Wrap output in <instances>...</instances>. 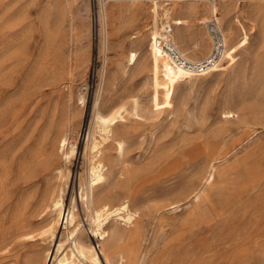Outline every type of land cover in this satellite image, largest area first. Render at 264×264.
Listing matches in <instances>:
<instances>
[{"label": "rangeland", "instance_id": "rangeland-1", "mask_svg": "<svg viewBox=\"0 0 264 264\" xmlns=\"http://www.w3.org/2000/svg\"><path fill=\"white\" fill-rule=\"evenodd\" d=\"M102 1L0 0V173L9 165L12 181H17L20 161L43 143L58 157L62 152L55 139L64 128L70 130L77 150L72 161L64 158L69 174L65 203L67 208L76 203L81 224L93 235L81 180L87 172L85 151L94 108L98 99L109 108L128 100L131 107L130 99L138 98L140 115L128 113L115 134L126 139L119 165L138 170L140 177L124 188L117 166L102 189H111L115 202L130 199L141 212L129 229L148 234V264H232L241 258L237 264H264V0H215L225 34L232 26L236 31L229 57L214 72L171 82L168 94L161 63L148 50L151 0L135 1L140 8L135 15L118 11L130 1H105L111 18L106 37L100 28ZM160 2L172 6L171 16L188 19L173 25L182 51L207 55L210 45L202 51L203 45L195 49L193 44L202 37L209 43L207 25L199 18H212L211 1ZM132 51L138 56L135 64L128 62ZM228 109L238 116L225 118ZM114 150L104 147L105 154L117 156ZM217 155L222 159L215 177L207 181ZM46 182L42 175L43 187ZM187 183L197 187L198 198L177 195ZM175 199H181L178 207L156 212V205ZM19 200L0 211L2 237ZM64 222L50 241L54 253L48 264H53L60 242L70 246ZM92 240L99 248L98 238ZM13 246L0 242V264H13L21 248Z\"/></svg>", "mask_w": 264, "mask_h": 264}, {"label": "bare ground", "instance_id": "bare-ground-1", "mask_svg": "<svg viewBox=\"0 0 264 264\" xmlns=\"http://www.w3.org/2000/svg\"><path fill=\"white\" fill-rule=\"evenodd\" d=\"M105 1L107 0H104V2L102 1L100 28L103 30L105 34L104 36L106 37L110 17L108 13L109 11H107L108 9L105 6ZM126 1H130L132 4H129L128 6H124L125 4H123L122 7H118L119 13L121 15H135L140 8H137L134 2L141 0ZM160 1L161 0H151L150 12L153 20V29L149 35L148 50L150 56L161 63L160 76L166 82L165 90L168 94L171 82H176L178 79H192L199 75L192 74L183 67L176 65L166 48L163 46V40L168 36L166 31L169 28L167 27L186 24L188 19L171 16L172 6H163ZM209 1H211L209 7L211 8L212 17L214 16L215 19H219V6L217 2L215 0ZM211 19L212 18L207 17V15H204L203 18H199L200 22L206 23V25ZM235 34L236 31L233 26L226 30L225 36L228 47L224 60L228 59L232 50L231 43L233 37H236ZM174 40L180 46V43L176 41L175 36ZM201 45H203L205 49H208L210 41L208 43L206 38L202 37L201 40L193 44V47L197 49L201 47ZM189 56L191 59L196 58L194 54ZM137 59V52L132 51L128 57V62L129 64H135ZM128 101L106 108L102 105L101 100L98 99L94 108L92 125L89 131L85 151V156L87 158V172L85 178L81 180V199L84 205L85 214L90 221L93 235L88 234L84 225L81 224L82 220L80 219V214L75 208L76 203L70 205L69 208H67L65 203V184L69 174L66 170L67 163L64 158L72 161L77 150L73 134L72 138L71 135H69L70 132L68 133L70 130L64 128L60 135L57 134L58 137L55 139L57 150L60 152L61 148L62 152L58 157H56V154L58 153L48 152L46 143H43L39 151H36L32 155L31 153L30 155L28 154L30 157L24 156L18 164L19 172L17 181H12L11 166H4V172L0 173V211L8 207L13 199L20 198V202H16L18 204H16L17 207L12 215L9 228L5 231L3 237L0 235L3 238L0 242L4 247H7L12 243L14 244L12 250L21 247L14 256L13 264H48V259H51L54 253L50 241L56 235L58 224L61 222V219H65L64 223L65 228L67 229V240H70L71 242L68 248L63 242L58 244L53 264H105L104 260L107 264H148L149 251L145 249L148 234L142 232L138 227L134 228V230L129 229L133 225L135 226L137 221H139L141 212L138 208L132 206L130 199L121 198L118 202H115L111 189H102L103 182L107 180L108 174L115 171L114 167L118 166L116 169L117 172L124 175L123 178L118 177V182L122 183L121 185L127 189L132 185L133 180L136 179L139 174V172H137L138 170L132 172L130 168L124 165H119L122 163V157L126 152V139L118 138L116 136L115 127L121 120H124L128 113L140 115L139 99H130L131 107L128 106ZM148 111L151 113L152 109L149 108ZM235 115L238 116L235 111L228 109L224 111L223 116L229 119ZM129 118L130 116L128 119ZM136 118L138 117L136 116ZM75 127H78V125ZM96 133H99V136ZM113 141L116 142L114 143ZM107 144L115 149L114 151H117V156L112 152L109 154L104 153V147H106ZM30 151L32 152V150ZM5 155L7 156L6 152ZM21 156L19 158H22ZM221 159L222 156L219 155L213 157L209 173L206 176L207 181H210L215 177L217 169L216 163L221 161ZM155 161L157 162V160ZM107 164H110L111 169H105ZM179 165V162L175 163L174 168L179 167ZM1 168L2 166H0V169ZM42 175L47 178L44 187L41 183ZM18 181H21L19 185H17V187L14 186ZM196 188L197 187L188 185L186 188L178 191L177 195L188 199H191L194 196L198 198L199 195L195 192ZM15 190H17V193ZM180 200L181 199L163 201L156 205L155 210L159 214H162L166 210L178 207ZM116 216L118 217L116 218ZM112 219H116L115 222L112 221ZM122 220L123 223H121ZM162 233L163 232H161V234ZM92 236L98 238L99 248L94 244ZM150 249L152 248L150 247ZM185 251L188 252V249ZM22 257H24V261H22ZM176 257L178 256L176 255ZM239 261H243V258L237 260L234 259L232 264H237ZM190 263L188 262V264Z\"/></svg>", "mask_w": 264, "mask_h": 264}, {"label": "built area", "instance_id": "built-area-1", "mask_svg": "<svg viewBox=\"0 0 264 264\" xmlns=\"http://www.w3.org/2000/svg\"><path fill=\"white\" fill-rule=\"evenodd\" d=\"M214 16L207 23V30L211 40L210 51L200 59H191L182 51L174 40L173 26H168L166 33L168 36L163 40V46L168 51L171 59L176 65L183 67L188 72L195 75H205L216 71L221 67L227 50L226 36L223 27Z\"/></svg>", "mask_w": 264, "mask_h": 264}, {"label": "crops", "instance_id": "crops-1", "mask_svg": "<svg viewBox=\"0 0 264 264\" xmlns=\"http://www.w3.org/2000/svg\"><path fill=\"white\" fill-rule=\"evenodd\" d=\"M205 24H206V23H205ZM208 37H209V41H210V47H211V40H210V36H208ZM183 46H187V45L183 44ZM204 50H205V48H204V49H202V51H204ZM192 51H193L192 49H191V50H188V51H187V54H188V53H191V54H194V55L196 56V58H197V57H200V58H202V57H201V51H198V52H195V53H193ZM209 51H210V50H209ZM185 53H186V52H185ZM207 54H208V53H207ZM188 57H190V56L188 55Z\"/></svg>", "mask_w": 264, "mask_h": 264}]
</instances>
